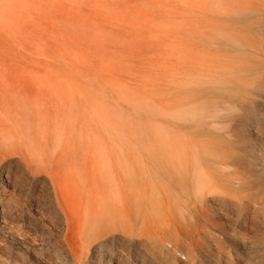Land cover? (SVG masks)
<instances>
[{"label": "rangeland", "instance_id": "374dc122", "mask_svg": "<svg viewBox=\"0 0 264 264\" xmlns=\"http://www.w3.org/2000/svg\"><path fill=\"white\" fill-rule=\"evenodd\" d=\"M187 1L190 5L184 0H0V89L28 97L37 88H66L78 105V96L87 101L85 128L61 111L56 121L51 119L53 132L39 129L34 113H26L21 103L0 105L8 119L22 112L27 122L15 132L25 150L6 148L2 162L0 199L15 210L0 223V264H264V85L254 67L264 65V58L245 60L250 73L242 94L247 99L231 113L220 112L215 129L203 123L210 121L213 107L200 115L195 87L200 56L193 48L206 31L212 33L221 6L216 2L242 14L258 0L234 7L221 0ZM202 5L217 11L208 15ZM163 9L179 14L177 22L170 14L167 19L171 10ZM200 10L209 20L198 17ZM178 20L202 25L185 28L180 22L182 30ZM147 25L157 41L146 35ZM161 26L171 30L165 33ZM247 26L249 34L243 30L236 37L254 45L264 41V17L249 15L238 27ZM172 32L174 38L184 37L176 40ZM140 48L145 50L139 53ZM169 51L181 54L195 70L175 63L180 58ZM49 176L63 187L58 198ZM199 176L206 179L203 194ZM100 185L111 189L115 201L100 209L106 223L97 222L104 231L93 243L83 226L92 223L88 196ZM68 221L82 226L69 231Z\"/></svg>", "mask_w": 264, "mask_h": 264}, {"label": "bare ground", "instance_id": "6f19581e", "mask_svg": "<svg viewBox=\"0 0 264 264\" xmlns=\"http://www.w3.org/2000/svg\"><path fill=\"white\" fill-rule=\"evenodd\" d=\"M184 1H186V3L188 2L187 0H184ZM196 1V0H195ZM221 1H226L227 3H229V4H231V5H233V7L235 6V5H238L239 3H245V2H250V1H246V0H241V2H240V0H239V2L237 1V0H221ZM252 1H255V0H252ZM257 1V0H256ZM198 2V1H197ZM204 2V1H203ZM205 2H206V0H205ZM204 2V3H205ZM207 2H208V0H207ZM189 3V2H188ZM196 2H194V4H195ZM200 3V2H199ZM198 3V4H199ZM255 3V2H254ZM184 4V3H183ZM194 4H192L191 6H195ZM214 4V3H213ZM212 4V5H213ZM215 4H217V5H221V6H215L216 8H218V7H220L219 9H218V13H217V15L215 16L214 15V18H215V20H213L214 21V25L212 24L211 26H213V30H212V33L211 34H208V33H210L209 31H206L207 33H204L201 37H200V43L199 42H197V43H199V47H193L192 45V47L193 48H198V53H199V60H198V62H200L199 63V67H200V70L198 69V71L200 72L199 74H198V76H199V79H197V80H199V81H197L198 83H196L197 85L195 86L196 88L198 87V85H199V91H197L199 94V99H201V100H198V101H201V102H197L198 104L200 103V104H202L200 107V115H204L203 113H202V111L203 110H205V109H208V107H209V105H210V107H213V109H212V111L208 114V116H209V118H210V121L209 122H207V121H205V122H203L204 124H206V125H210V126H212L213 128H214V126L216 125V124H218L219 122H220V120H221V115H220V112H222V111H229V113H231V111L233 110L232 109V107L234 108L235 106H236V104L237 103H242V101L244 100V99H247V98H244L245 96H244V94H242V92H244L243 90L245 89L244 87L247 85V79H248V73H250V70H248V68L246 69V68H244V65L246 64V61L248 60V58L249 57H252V56H254V57H259V58H264V41L263 42H260V43H258V44H256V45H254V44H252V43H250L248 40H245V39H241V38H239V37H236V35H235V33H238V32H241V31H243V30H245V29H248V27L249 26H247V27H241V28H239L238 26L239 25H243L244 24V22H246V20L247 19H249V15H259V16H262V17H264V2H263V0H258L257 1V4H253V6L252 7H250L249 9H247L246 11H244V13H242V14H239V10L238 11H233V10H231L229 7H227V6H223L222 4H219V3H215ZM163 6H164V4H162ZM186 5V4H185ZM189 5H190V3H189ZM197 5V4H196ZM204 5H206L207 6V4H204ZM204 5H202L203 6V12H205V13H207L208 15H211V14H209L208 12L210 11V13H212L213 11H211V9H209V10H207L205 7H204ZM187 6H188V4H187ZM199 6V5H198ZM201 6V5H200ZM165 7V6H164ZM215 7H213V9L215 10V11H217L216 9H215ZM183 8H184V6H183ZM198 7H196V9H197ZM202 8V7H201ZM187 9V8H186ZM193 9V8H192ZM196 9L194 10V11H196ZM212 9V10H213ZM164 11L166 10V9H163ZM171 10V9H170ZM170 10H168L167 9V11L169 12ZM181 10V9H180ZM202 10H200V13L199 12H197L198 14H200L199 16L197 15V13H196V15L198 16V17H200L201 18V16L203 17V12H202ZM186 11V10H185ZM188 11V10H187ZM189 11H191L190 9H189ZM197 11H199V9H197ZM207 11V12H206ZM166 12V11H165ZM168 12H166V13H168ZM171 12H172V10L168 13V20H169V17L171 18V16H172V19L175 17L174 16V14L172 15L171 14ZM181 12H183V11H179V13H181ZM202 12V13H201ZM162 13H163V11H162ZM161 13V14H162ZM184 13L185 12H183L182 13V15H184ZM171 16H170V15ZM186 14H187V12H186ZM185 14V15H186ZM191 14H194V12H193V10H192V13ZM201 14H203V15H201ZM179 15V14H178ZM177 14H176V17L178 16ZM189 15V16H188ZM206 15V14H205ZM207 15V16H208ZM160 16V15H159ZM163 16H165V14L163 13L162 14V17ZM187 16L188 17H191V15L190 14H187ZM192 16H194L195 17V14L194 15H192ZM196 16V17H197ZM206 16V17H207ZM176 17L174 18V21H176ZM185 18H186V16H184ZM197 17V18H198ZM209 17V16H208ZM247 17V18H246ZM142 19H143V17H141ZM179 18V17H178ZM180 18H182V16L180 15ZM205 18V17H204ZM204 18H201V20L203 19L204 21L206 20H209V19H204ZM212 18V16L210 17V19ZM141 19V21H142V26H143V20ZM145 19H147V21H148V18H145ZM164 20L163 18H161L160 17V19H159V21L160 20ZM172 19H170V20H172ZM196 19V18H195ZM213 19V18H212ZM158 19H156V21H157ZM166 20V19H165ZM184 21L185 19H181V21ZM188 20L189 19H186L185 21H187V23H189L188 22ZM191 20H194V19H190V21ZM146 21V22H147ZM154 22H155V19L153 20ZM173 21V22H174ZM181 21H179L178 20V22H179V24L178 25H176L179 29H180V27L182 28V26H180L182 23H183V25H184V27L185 28H190L189 27V25L190 24H192L193 25V28H194V26L195 25H197V20H196V24H194V22L192 23H190V24H187V25H185L184 24V22H181ZM195 21V20H194ZM200 20H198V22H199ZM149 22V21H148ZM151 22H152V19H151ZM163 23H166V22H168V21H162ZM171 22V21H170ZM172 22V23H173ZM177 22V21H176ZM175 22V24H177ZM180 22H181V24H180ZM209 22V21H208ZM212 22V21H211ZM169 23V22H168ZM167 23V24H168ZM200 23H202V22H200ZM200 23H198V25H202V24H200ZM213 23V22H212ZM243 23V24H242ZM147 24H150V23H147ZM206 24V23H205ZM208 24V23H207ZM246 24V23H245ZM144 25H146V23L144 24ZM151 25H152V23H151ZM157 25V24H156ZM192 25H191V27H192ZM197 25V26H198ZM139 26H140V23H139ZM142 26H141V28H142ZM148 26V27H147ZM147 26H145V28H148V30H146L147 32V36H150L151 34H148V32L150 31L149 29L151 28V29H153V28H155V27H153V25H152V27L150 26V28H149V25H147ZM155 26V25H154ZM162 26H164V25H162ZM161 26V27H162ZM171 26V25H170ZM188 26V27H187ZM197 26H195V27H197ZM209 26V25H208ZM144 27V26H143ZM160 27V26H159ZM158 27V28H159ZM172 27H174L173 25H172ZM199 27V26H198ZM200 27H202V26H200ZM162 28H165L164 30H166V27H162ZM162 28H160L161 29V31H162ZM176 28V27H175ZM259 28V27H258ZM258 28H256V29H258ZM140 29V28H139ZM177 29V28H176ZM184 28H182V30H183ZM198 29H200V28H198ZM142 30L143 29H141V30H139V31H141L142 32ZM169 30H171V29H168V30H166V32L165 33H167ZM174 30V29H173ZM189 30V29H188ZM138 31V32H139ZM154 31V30H153ZM156 32L155 33H159V32H157L158 31V29H156L155 30ZM175 31V30H174ZM176 31H178V29L176 30ZM190 31V30H189ZM193 31V30H192ZM200 31V30H199ZM246 31V30H245ZM244 31V32H245ZM252 30H250V32H251ZM256 31V30H255ZM258 31V30H257ZM164 32H161V34H164V35H162L163 37L165 36V33ZM182 32V31H181ZM185 32H187V30L185 29ZM200 32H202V31H200ZM205 32V31H204ZM243 32V33H244ZM261 32V31H260ZM136 33V32H135ZM134 33V34H135ZM140 33V32H139ZM143 33V32H142ZM151 33H152V31H151ZM154 33V32H153ZM177 33V32H176ZM178 33H180V32H178ZM188 33V32H187ZM242 33V34H243ZM246 33L247 34H249L248 33V31H246ZM254 33V32H253ZM256 33V32H255ZM138 34V33H137ZM141 34V33H140ZM144 34H145V31H144ZM191 34V33H190ZM195 34H198L197 33V31H196V33ZM156 35V34H155ZM155 35H151V37H152V39L153 40H155L154 38H155ZM160 35V34H159ZM167 35V34H166ZM173 35H174V33L172 32V38H174L173 37ZM185 35V34H184ZM186 35H189V34H186ZM194 34H193V32H192V36H193ZM199 35H201L200 33H199ZM250 35H252L251 33H250ZM256 35H259L258 33H256ZM156 36H158V35H156ZM169 36H171V33L169 34ZM168 36V37H169ZM180 36V34H177V38ZM183 36V35H182ZM182 36H180L181 38H182ZM190 36V35H189ZM195 36V35H194ZM193 36V37H194ZM197 36V35H196ZM245 36V35H244ZM247 36V35H246ZM253 36V35H252ZM261 36V35H260ZM137 37H139V36H137ZM159 37H161V35L159 36ZM167 37V36H166ZM166 37H164V40H166ZM176 37V36H175ZM180 37H179V39H180ZM184 37V36H183ZM144 39L146 38V36L145 37H143ZM149 38V37H148ZM157 38V37H156ZM177 38H174V39H176L177 40ZM196 39H197V37H195ZM194 38V40H196ZM151 39V40H152ZM173 39V40H174ZM186 39H187V37H186ZM186 39H185V41H186ZM199 39V38H198ZM197 39V40H198ZM146 40H147V38H146ZM150 40V39H149ZM150 40V42H153V41H151ZM169 40L170 41H172L171 39H170V37L168 38V43H170L169 42ZM176 40H174V42L176 41ZM190 40V39H189ZM194 40H192V41H194ZM155 41H157V40H155ZM162 41V40H161ZM146 42V41H145ZM165 42V41H164ZM164 42L162 43V44H164ZM178 42H181L180 40H178ZM190 42V41H189ZM194 42H196V41H194ZM155 42H153V44H154ZM168 43H166V45H167V47L168 46H170V48H173V47H171V46H174V45H176V43L174 44L173 42L171 43V44H174V45H170V44H168ZM182 43V42H181ZM191 43V42H190ZM142 44H144V43H142ZM146 44H150L149 46L151 47V44L152 43H149V42H147ZM152 44V45H153ZM180 44V43H179ZM178 43H177V45H179ZM185 44V43H184ZM189 44V43H188ZM192 44H194V43H192ZM147 45V46H148ZM155 46H156V43L154 44ZM182 45V44H181ZM181 45H179V46H181ZM186 45H187V43H186ZM195 46L197 45V44H194ZM147 46H145V48L147 47ZM158 46V45H157ZM141 47H144L143 45H141ZM162 48V50L164 51V49L166 48L165 46V48L163 47V45L161 46ZM184 48H185V46H183ZM145 48H140L139 49V53H142V52H140L142 49H144L145 50ZM160 48V47H159ZM179 47H174V49L176 50V49H178ZM184 48H182L181 47V49H182V51L183 50H185V49H188V47H186L185 49ZM191 48V47H190ZM193 48H191V49H193ZM152 49H154L153 47H152ZM155 49H157L158 50V48H155ZM173 49V50H174ZM180 49V48H179ZM178 49V50H179ZM180 49V50H181ZM144 50H142V51H144ZM146 50H148L147 48H146ZM166 50H171V52L173 53L174 51L172 50V49H166ZM178 50H176V51H178ZM194 50V49H193ZM192 50V51H193ZM192 51H190V53L192 52ZM197 51V50H196ZM160 52V51H159ZM170 52V51H169ZM171 52L169 53V56H174V54H172V55H170L171 54ZM181 52V51H180ZM180 52H178V53H180ZM183 52H185V51H183ZM156 53V52H155ZM163 53V52H162ZM178 53H176L175 52V54H178ZM186 53V52H185ZM188 53V52H187ZM186 53V54H187ZM194 52H192L191 54H193ZM197 53V52H196ZM198 53H197V55H198ZM166 54V53H165ZM191 54H190V56H191ZM151 55V54H150ZM154 55V54H153ZM153 55H151V56H153ZM157 55L158 56H161L160 58H162L163 56L160 54L159 55V53H157ZM167 55H168V53H167ZM189 55V54H188ZM145 56H147V55H145ZM156 55H154V57H155ZM168 56V57H169ZM177 57L179 56V60H175L174 58L172 59V57H170V59L171 60H175V63H176V61H180V62H183L185 65L184 66H186V63H185V59L186 58H184L183 56H181V54H178V55H176ZM176 56H174V57H176ZM183 57L184 58V60H182L181 59V57ZM196 55H194V58H196L195 57ZM148 57V56H147ZM167 57V58H168ZM186 57V56H185ZM148 58H150V57H148ZM148 58H147V60H148ZM156 58H158V57H156ZM155 58V59H156ZM159 58V59H160ZM164 58H166V57H164ZM163 58V59H164ZM193 58V57H192ZM191 58V59H192ZM193 58V59H194ZM154 59V58H153ZM170 59H168V60H170ZM178 59V58H177ZM190 59V60H191ZM246 60V61H245ZM264 60V59H263ZM149 61V60H148ZM159 61V60H158ZM162 61V60H161ZM160 61V62H161ZM194 61H195V59H194ZM153 61L151 60V63H152ZM166 62V61H165ZM171 62V61H170ZM173 62V61H172ZM177 62V64H175V66H177L179 63ZM196 62V61H195ZM194 62V66H196L195 63ZM197 62V63H198ZM253 62V61H252ZM155 63H157V62H155V60H154V63L153 64H150V62L148 63V64H150L151 65V67H155V66H152V65H154ZM163 63H164V61H163ZM167 63H169V62H167ZM174 63V62H173ZM173 63H170V64H173ZM192 63V62H191ZM254 63V62H253ZM146 64H147V62H146ZM159 64V63H158ZM160 64H162V63H160ZM166 65H168V64H166ZM182 63L180 64V66H181V68H180V70L183 68V70L182 71H184V69H185V67L183 66L182 67ZM157 66V65H156ZM169 66V65H168ZM189 66V65H188ZM188 66H186L187 67V70H188ZM148 67V68H147ZM147 67H146V69H149V65H147ZM159 67V66H158ZM164 67H167V66H164ZM169 67H171V65L169 66ZM173 68H174V64H173V66H172ZM178 67L179 66H177L176 67V69H177V71H178ZM189 67H192V68H194L193 69V71L195 70V67H193V65L191 64V66H189ZM255 68H257L258 70H259V72H257V78L259 77V79H260V84H263L264 85V73H262L263 71V69H264V65L263 64H258V65H255L254 66ZM144 68V67H143ZM172 68V69H173ZM192 68H189L190 70L189 71H191V69ZM161 69H163V68H161ZM167 69H168V67H167ZM249 69H250V66H249ZM145 70V69H144ZM151 70H153V69H150V71ZM154 70H157V69H154ZM165 70V69H164ZM170 70V69H169ZM260 71H261V73L263 74H261L260 73ZM148 72H149V70H148ZM152 72V71H151ZM154 72V71H153ZM156 72V71H155ZM175 72H176V70H175ZM157 73V72H156ZM178 73H181V72H178ZM189 73H192V72H189ZM189 73L187 74V75H189ZM194 73V72H193ZM192 73V74H193ZM198 73V72H197ZM196 72H195V74H197ZM176 74H177V72H176ZM182 74H185V71L184 72H182ZM179 75V74H177V75H179L180 77L179 78H182L183 77V75ZM172 75V77H174L173 75H175V74H171ZM255 75V74H254ZM192 76H194V74L192 75ZM197 76V77H198ZM178 77V76H177ZM176 77V78H177ZM189 77V76H188ZM187 78V77H186ZM190 78V77H189ZM175 78H173V80H174ZM178 79V78H177ZM177 79H175V80H177ZM186 80H188V78L186 79ZM191 80H193L192 78L190 79V82H191ZM176 82H178V81H176ZM176 82H175V84H176ZM180 83H184V81L182 80V82H181V79H180ZM186 83V82H185ZM183 84V85H186V84ZM180 85V84H179ZM178 85V83L176 84V87L177 86H179ZM182 85V84H181ZM180 85V86H181ZM182 85V86H183ZM190 85V84H189ZM212 85V86H211ZM191 86V85H190ZM211 87V88H210ZM177 88H179V87H177ZM64 89V88H63ZM61 90V91H58V90H54V89H49V88H37L36 90L35 89H33V90H31V92H30V95L28 96V97H23L22 96V92L19 90V91H14V90H12V89H10V88H7V87H4V88H1L0 89V105H3V106H6V105H8L9 103H13V102H19V103H21L22 105H23V107H24V110H25V112L26 113H29V111H31V112H33L34 113V116H35V118H36V120H37V126H38V128L39 129H41V130H44L45 132H53V128H52V123L51 122H53V121H56L59 117H58V114L61 112V111H63L62 112V114L64 115V117L67 119V120H76V122L79 120V123H80V125H78L79 127H80V129H83V128H85V122H86V113H84L85 111H86V102H85V100L84 99H82V97L81 96H78V98L80 97V99H81V103H79V105L77 104V103H75L76 101L75 100H73V98H71V96L72 95H74V92H73V90H72V92H73V94H71V90L70 91H68L67 92V89H66V91H65V89L64 90ZM180 91V90H179ZM178 91V92H179ZM189 91H191V90H189ZM188 91V92H189ZM70 92V93H69ZM77 92V91H76ZM75 92V93H76ZM246 92V91H245ZM244 92V93H245ZM78 93H81L80 91H78ZM84 93V92H83ZM190 93V92H189ZM195 92L193 91V94H194ZM55 94H57V95H55ZM77 94V93H76ZM76 94H75V96H76ZM181 94V93H180ZM191 94H192V92H191ZM191 94H189V95H191ZM192 94V95H193ZM188 95V96H189ZM196 95V94H195ZM195 95L193 96L195 99H197L196 97H195ZM74 96V97H75ZM85 96V95H84ZM86 97V96H85ZM85 97H83V98H85ZM178 97V96H177ZM181 97V96H180ZM179 97V98H180ZM190 97V96H189ZM189 97H186V98H188L189 99ZM77 98V97H76ZM185 98V99H186ZM180 99H182V98H180ZM184 99V100H185ZM194 99V100H195ZM77 100V99H76ZM179 100V99H178ZM183 100V99H182ZM187 100V99H186ZM191 100V99H190ZM75 101V102H74ZM79 101V100H78ZM77 101V102H78ZM191 101H193V99L191 100ZM191 101H190V103H191ZM197 101V100H196ZM245 101V100H244ZM244 101H243V103H244ZM80 102V101H79ZM187 102V101H186ZM194 102V101H193ZM192 102V103H193ZM248 102V101H247ZM239 103V104H240ZM14 104V103H13ZM20 104V105H21ZM194 104V103H193ZM199 104V105H200ZM239 104H237L238 106H239ZM88 105V104H87ZM207 105V106H206ZM212 105V106H211ZM234 105V106H233ZM244 105V104H243ZM237 107V106H236ZM235 107V108H236ZM49 108H54L55 109V112H53V113H51V112H49V111H46V109L48 110ZM234 108V110H236V109H239V107L238 108H236L235 109ZM240 109H241V106H240ZM233 110V111H234ZM21 111H23V108L21 109ZM22 112H20L19 114H18V116L15 118V119H8L7 117H6V115L8 114V112H7V109H4V110H0V117H3V119H1L0 118V143H2V145L0 144V176L2 175V176H5V169H4V165L2 164V162H4L5 160H4V157H5V153H7L5 150H6V148L7 149H9V147L10 146H19V149L20 150H25V148L23 147V146H21L22 145V138L21 137H19L18 135H16V130L17 129H24V128H26L27 126H26V124H27V122H26V120L25 119H23V114H21ZM80 114V115H79ZM61 118H62V116H60ZM202 116H200V118H201ZM51 119L53 120V121H51ZM201 124H202V122H200ZM219 125V124H218ZM218 125H216V127H215V129L217 128V126ZM209 126V127H210ZM75 127V125L73 126V128ZM211 127V128H212ZM76 135V134H75ZM44 138V137H43ZM47 138L48 137H45V141H47ZM44 144V143H43ZM14 148V147H13ZM20 150H19V152L18 153H16L17 154V156H19V158H21V156H20ZM17 151V150H16ZM225 163V162H224ZM223 163V164H224ZM26 167H28V165L26 164ZM203 168V167H202ZM82 169H84V168H82ZM87 172V171H86ZM88 173H86V175H87ZM88 176H89V174H88ZM52 177V176H51ZM50 176H49V178H50V181H51V184H52V187H53V194H54V196L56 197V198H58L59 197V194H61L62 195V191H63V187H61L57 182H55L54 181V179H52ZM208 185H210V183H208ZM206 187V179L203 177V176H199V193H202L203 194V191L202 190H204V188ZM209 187V186H208ZM207 187V188H208ZM213 189V188H212ZM216 191V190H215ZM95 192V193H94ZM94 192L92 193V194H90L89 193V196H88V207H89V209H91V216H92V223H90V224H88V225H86V226H83L84 228H86L87 227V229H88V232H89V234H91V237H92V240H93V243H96L97 241H98V239L100 238V237H98L100 234H102L103 233V231H104V228L103 227H101L100 225H97V222H100V223H106V221H105V216H104V213H101L100 212V209L101 208H103V205H106V206H111L113 203H114V201H115V199H114V196H113V194H112V192H111V189L110 188H108V187H106V189H104L103 188V185H100V187L98 188V191H96V190H94ZM212 193V192H211ZM214 193V192H213ZM208 194H210V193H208ZM217 194V193H216ZM118 198V201H120V200H122L123 201V197L122 196H117ZM121 201V202H122ZM15 210V208H14V206H12L11 204H9L8 202L6 203V202H4L3 200H1L0 199V219H1V221H0V223L1 224H5L7 221H8V219H9V215H11L10 213H13V211ZM94 222V223H93ZM120 224H122L121 222H119ZM68 230L70 231L71 230V227H75V226H77L79 229H80V227L82 226V224L79 222V223H77V222H75V221H68ZM113 225H115V224H113ZM71 226V227H70ZM122 227V226H121ZM119 228V227H118ZM104 235V234H103ZM102 246V245H101Z\"/></svg>", "mask_w": 264, "mask_h": 264}]
</instances>
